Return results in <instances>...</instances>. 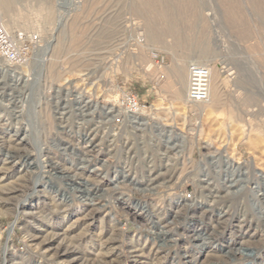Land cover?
I'll return each instance as SVG.
<instances>
[{"label": "rangeland", "instance_id": "obj_1", "mask_svg": "<svg viewBox=\"0 0 264 264\" xmlns=\"http://www.w3.org/2000/svg\"><path fill=\"white\" fill-rule=\"evenodd\" d=\"M150 1L11 3L12 33L68 44L76 16L84 36L56 58L52 77L33 61L15 81L22 68L0 60V264H264V142L247 140L264 141V9L254 0ZM167 7L177 38L160 14ZM149 27L158 40L144 35ZM192 59L222 73L214 121L186 102ZM122 91L153 105L137 120L144 126L113 141L99 121ZM95 128L98 146L84 156ZM156 176L166 187H146Z\"/></svg>", "mask_w": 264, "mask_h": 264}, {"label": "bare ground", "instance_id": "obj_2", "mask_svg": "<svg viewBox=\"0 0 264 264\" xmlns=\"http://www.w3.org/2000/svg\"><path fill=\"white\" fill-rule=\"evenodd\" d=\"M156 1V0H155ZM154 1V2H155ZM13 2V0H0V18H1V20H2V22H3V24L5 25V27L7 28V30L10 32V28H9V23H8V21H6L5 19H6V15H7V13H8V11H9V9H10V5H11V3ZM147 2V1H146ZM150 2H153V1H150ZM153 2V4H156V3H154ZM163 2V1H162ZM161 2V3H162ZM193 2V1H192ZM254 2H255V5L260 9V11H262V9H264V0H254ZM195 3V2H194ZM193 3V4H194ZM166 4V3H165ZM198 4V3H197ZM236 4H238V3H236ZM160 5V4H159ZM158 5V6H159ZM164 5V4H163ZM162 5V6H163ZM161 6V7H162ZM228 6H232V5H228ZM156 7H157V4H156ZM161 7H159V8H161ZM234 7H236V5L234 6ZM158 8V7H157ZM190 8V7H189ZM197 8V7H196ZM231 8V7H230ZM237 8V7H236ZM236 8H234V9H236ZM162 9V8H161ZM241 9V8H240ZM147 10V9H146ZM154 10H156V9H154ZM228 10H230V9H228ZM228 10H227V12H228ZM237 10V9H236ZM235 10V11H236ZM179 11H180V9H179ZM230 12V11H229ZM233 12V11H232ZM239 12V11H238ZM136 13V12H135ZM147 13V12H146ZM240 13V12H239ZM239 13H235V18L236 19H238L239 21H242L241 20V18H242V16H243V14H240L239 15ZM242 13V12H241ZM164 18H165V20L167 21V25H168V32L171 34V35H175L176 36V38L178 37V27H177V23H178V15H177V12L173 9V8H166L165 10H164V8H163V12H161L160 13ZM154 15V14H153ZM233 15H234V12H233ZM231 16V15H230ZM207 17H209V16H207ZM244 17V16H243ZM78 18L79 17H76L75 16V18L73 19V21L71 22V26H70V31H71V33H70V39H69V42H68V44H66L65 43V41H64V39H63V37H62V35L60 36V35H57L58 37H53V38H51L50 40H48V41H45V40H43V46H42V48L40 49V51H39V58H37V61L39 62V63H42V64H44L45 63V65H46V63H48L47 64V73H49L50 75H51V77H52V72L55 70V69H52L53 67H54V65H55V61H56V58L58 57V56H61V54L62 53H64V52H66V51H68V50H71L73 47H78V46H81L82 45V41H81V37H82V35H83V33H84V31H82V29L80 30L79 29V20H78ZM162 18V17H161ZM163 19V18H162ZM164 20V19H163ZM165 20H164V22H165ZM204 20V22L206 23V22H209V20L210 19H203ZM202 20V21H203ZM201 21V22H202ZM209 24V23H208ZM241 24H242V22H241ZM233 25V24H232ZM167 28V27H166ZM204 30V29H203ZM247 32V31H246ZM157 33V32H156ZM156 33L154 32V29H152V27H149L148 28V30L146 31V34H144V35H146V37L149 39V40H154V39H156L157 38V35H156ZM158 34V33H157ZM182 35H184V34H182ZM84 36V35H83ZM160 36V35H159ZM162 37V36H161ZM180 37H181V35H180ZM156 40H158V39H156ZM140 45V44H139ZM70 47H71V49H70ZM145 49V48H144ZM205 50H207V48L205 49ZM209 50V49H208ZM82 59H84V58H75L74 59V61H72L73 62V65L74 66H78V65H82V64H84L85 63V61H83ZM56 62H58V61H56ZM89 62V61H88ZM151 62H153V61H150V63ZM191 62H197V63H201V64H203V65H206L209 69H210V72H211V77H210V100L207 102V103H203V104H198V105H195L196 107H197V109H198V111H199V113H200V115L202 116L201 118L204 120V121H214V119H215V117H216V115H217V113H218V107L223 103V95H224V92H223V85H224V80H223V78H222V73H221V71L220 70H218L217 68H215V67H213V66H210V64L209 63H207V62H204V61H201V60H199V59H192V61ZM30 64V63H29ZM29 64L28 65H25V66H23V67H21L22 68V71L21 72H17V71H13V72H15V73H18L19 74V76H20V78L21 79H16L15 81H20V80H22L23 82H24V80H25V77H26V72H29L28 71V67H29ZM151 65H152V63H151ZM183 66V65H182ZM8 67H10V66H8ZM181 67V66H180ZM180 67H177V68H179L180 70L182 69V67L180 68ZM186 67V66H185ZM11 68V67H10ZM14 68V67H13ZM15 68H17V67H15ZM20 68V69H21ZM153 68V67H152ZM184 69V68H183ZM10 71V70H9ZM175 71H177V70H175ZM174 71V73H177V72H175ZM182 71V70H181ZM178 72H179V70H178ZM181 73V72H180ZM17 74V75H18ZM48 74V75H49ZM57 75V74H56ZM176 75V77L179 75H177V74H175ZM181 76V75H180ZM179 76V77H180ZM29 77V76H28ZM28 79H30V78H28ZM14 81V80H13ZM27 81V80H26ZM176 88V87H175ZM178 88V87H177ZM184 88V87H183ZM182 92V91H181ZM181 92H180V90L178 89V90H175V97L179 100H182L181 98H183L182 96V94H181ZM182 95V96H181ZM186 99V98H185ZM187 102V101H186ZM91 103V102H90ZM159 104V103H158ZM158 104H157V107H158ZM25 105H24V103H22L21 104V108L22 107H24ZM96 106V105H95ZM88 108H89V106H88ZM83 109V108H82ZM149 109V108H148ZM158 109V108H157ZM87 110V109H86ZM92 112V111H91ZM144 113H147V110H143L142 111V113H141V115L140 116H142ZM23 114H24V108H22L21 110H20V117H22L23 116ZM24 117V116H23ZM136 117V116H135ZM23 119V118H22ZM63 119V118H62ZM21 120V119H20ZM137 120H139V119H137ZM62 121H64V120H62ZM144 121V120H143ZM20 122V121H19ZM21 123V122H20ZM23 124V123H22ZM214 125V124H213ZM21 126V125H20ZM19 126V127H20ZM200 127H201V125H200ZM21 129L19 130V132H21V133H23L24 131H25V128L23 127V126H21L20 127ZM82 129H84L85 127H81ZM238 128V127H237ZM240 129H242V127L240 128ZM239 129V130H240ZM86 131V130H85ZM98 132V129H91L90 131H89V135L90 136H93L92 137V143L90 144V145H87V146H84L83 148H79V151L81 152V154H83L84 156L86 155V153L87 152H90V151H93V149L92 150H88L87 148L88 147H90V148H94V146H98V145H96V142H97V132ZM87 132V131H86ZM250 132V131H249ZM27 134V133H26ZM129 140V139H128ZM247 140H248V142L250 141V143H262V142H264L263 141V139H262V137H260V136H257L256 134H249L248 135V138H247ZM71 141V140H70ZM113 141H114V139H113ZM80 142V141H79ZM114 143V142H113ZM89 144V143H88ZM80 145V144H79ZM85 145V144H84ZM87 149V150H86ZM78 151V152H79ZM97 151H98V149H97ZM110 151V150H109ZM79 152V153H80ZM130 152V151H129ZM262 154H264V149H263V151H262ZM42 155V154H41ZM259 157V156H258ZM38 158V157H37ZM231 158H233V157H231ZM236 158H238V157H236V156H234V161H233V163L232 164H234V163H238L239 162V160H238V162L237 161H235V159ZM41 160H39V162H40ZM232 161V160H231ZM256 161L257 162H259V164H260V157L259 158H257L256 159ZM262 161V160H261ZM26 165V164H25ZM262 165V164H261ZM231 166V165H230ZM233 166V165H232ZM233 168H235L234 170H236L237 169V167L235 166V167H233ZM238 168H240V167H238ZM264 168V167H263ZM234 170H232V171H234ZM152 171H154V169H152L151 170V172ZM235 172V171H234ZM237 173V172H236ZM154 174V173H153ZM234 174V173H233ZM162 175V174H161ZM160 175V176H161ZM261 175L264 177V169L261 171ZM150 176V175H149ZM236 177V176H235ZM157 176H156V178H151V179H149L148 181H146L145 183H146V187H151V186H155L156 187V189H159L160 187H166V185H165V183H158L156 180H157ZM159 179V178H158ZM160 180V179H159ZM234 181H236V180H234ZM234 181H232V182H234ZM233 184V183H232ZM219 187V186H218ZM149 189V188H148ZM150 189H152L153 190V188H150ZM144 190V189H143ZM155 190V189H154ZM214 192V191H213ZM216 192V191H215ZM201 193H202V191H201ZM87 195V194H86ZM207 195V194H206ZM203 196V195H202ZM216 197H218V196H216V195H214L213 193H210V198H216ZM209 200V199H208ZM211 200V199H210ZM20 205V204H19ZM23 205H20L18 208H19V213L21 212V207H22ZM226 211V210H225ZM13 229H14V226L12 225V226H10V228H9V230H10V232L12 233L13 232ZM196 237V236H195ZM7 251H8V246H5V247H3L2 248V253H4L5 255L7 254ZM253 256V255H252ZM253 264H256V261H255V259H256V256L254 257L253 256Z\"/></svg>", "mask_w": 264, "mask_h": 264}, {"label": "built area", "instance_id": "obj_3", "mask_svg": "<svg viewBox=\"0 0 264 264\" xmlns=\"http://www.w3.org/2000/svg\"><path fill=\"white\" fill-rule=\"evenodd\" d=\"M43 40L45 39L39 31L9 32L0 18V60L6 65L15 68L23 67L33 61L37 62ZM210 77L211 72L206 65L189 63L186 95L188 104L195 106L210 100ZM148 108L150 106L146 102H141L135 93L122 91L116 95L113 104L101 116L100 127L102 131L107 130L104 132L116 140L125 131L129 132L137 126H144L141 125L142 120L138 122L137 119L141 118L142 111ZM116 146L115 144L114 148ZM99 148L100 151L107 150L105 147L99 146ZM188 197H191V194H188Z\"/></svg>", "mask_w": 264, "mask_h": 264}, {"label": "crops", "instance_id": "obj_4", "mask_svg": "<svg viewBox=\"0 0 264 264\" xmlns=\"http://www.w3.org/2000/svg\"><path fill=\"white\" fill-rule=\"evenodd\" d=\"M152 105H153V104H151V106H152ZM151 106H150V107H151Z\"/></svg>", "mask_w": 264, "mask_h": 264}]
</instances>
